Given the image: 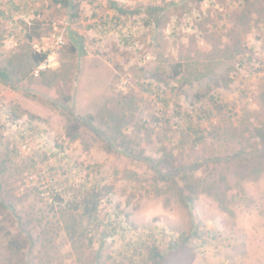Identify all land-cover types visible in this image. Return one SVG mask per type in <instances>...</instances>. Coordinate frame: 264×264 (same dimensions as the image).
<instances>
[{"label":"rangeland","instance_id":"1","mask_svg":"<svg viewBox=\"0 0 264 264\" xmlns=\"http://www.w3.org/2000/svg\"><path fill=\"white\" fill-rule=\"evenodd\" d=\"M115 1L138 13L116 22L110 0H0V67L20 68L14 86L0 81V264H95L99 242L71 237L56 200L94 177L114 186L101 215L125 228L98 264H147L154 238L163 264H264V0ZM75 32L86 55L71 51ZM35 52L49 55L44 73ZM176 180L194 185L191 206Z\"/></svg>","mask_w":264,"mask_h":264},{"label":"trees","instance_id":"2","mask_svg":"<svg viewBox=\"0 0 264 264\" xmlns=\"http://www.w3.org/2000/svg\"><path fill=\"white\" fill-rule=\"evenodd\" d=\"M75 0H54V2L69 7L71 9L76 8L77 4L74 3ZM110 7L113 8L117 12V16L114 17V20L116 22H120V19L122 16L127 15L132 16L136 13H138V10H133L131 8L126 7L125 5L118 4L115 0H110ZM162 9V8H160ZM2 12H0L1 14ZM72 17H77L78 14L76 12L71 14ZM147 23V22H146ZM74 42L76 44H72L71 51H74L76 49H80L81 53L86 55L87 54V48L85 44V37L74 33ZM76 45H79V48H77ZM48 58V53H38L35 52L31 55V61L33 66L38 67L42 62H44ZM13 66V65H12ZM19 68V67H18ZM16 69L14 67H0V81L6 85L14 86V80L13 77L19 72V69ZM41 73H44L43 70L40 71ZM180 70L178 68H175L174 75H179ZM147 90L149 88H146ZM153 90H151L152 92ZM205 95L198 93L197 98L201 100ZM211 101L215 104L214 106L216 108L223 109L225 106L219 105L217 103V99L213 96L210 97ZM161 101L164 102L166 106L169 104V99L161 97ZM211 112V111H210ZM210 112L209 115H210ZM206 112L203 110L201 115L199 116L200 119L204 120L207 118ZM212 113V112H211ZM189 118L192 120V114H188ZM72 117V116H71ZM92 117V116H91ZM78 120L81 122V119L79 117H74L72 120ZM80 122L78 124L70 125L66 132V137L70 139L71 141H75L78 139L79 136V126L82 125ZM193 119L191 124V131L193 133L194 144H200L204 142L205 135L203 131L198 128L195 124L196 122ZM194 123V124H193ZM257 132L262 140H264V130L257 129ZM115 137L113 138V141H115ZM120 147H125L124 143L119 144ZM63 148V146H61ZM162 159H157L154 162L157 165H161L164 162H162ZM155 164V165H156ZM194 168V167H193ZM192 168V169H193ZM179 170V169H178ZM177 169L170 170V171H164L160 175V179H163L167 181L170 175L173 174L172 177H176V173L178 171ZM174 171V172H172ZM95 179V180H94ZM93 181L87 180V182L83 183L81 186H79L77 189H73L72 187L65 186L62 192L56 193V200L59 202H64V214H69L70 217H73V223L69 226H67L68 232L72 235L73 238H78L79 240H85L86 243L91 247L96 242H99V247L97 249V253L95 256V264H98L100 261V252L103 250L104 246L106 245V240L109 237H115L116 235H124V232H121L120 234V228L122 231L125 230L124 226L120 225L119 223L115 222V219H108L101 215V204L104 201L106 197H109L114 190V186L112 184H104L96 179L94 177ZM175 184V185H174ZM179 183H177V180L173 182V184L170 185L171 188H177L179 189L178 196L183 204L191 206L194 199H195V187L193 186H187L188 188H183L178 186ZM73 190L74 192L71 193ZM194 193V194H193ZM130 217L129 213H126L125 218L128 220ZM31 237H33L32 232H30ZM123 236V237H124ZM188 240L186 238L184 240L183 244H178L177 241L174 239L171 241L169 245V250L171 251H178L184 249L185 242ZM12 243H15L18 249H22V245H20L16 239H12ZM160 240L159 238H154V242L152 243L149 252H148V258H147V264H163V260L165 258L166 252L162 251L160 248ZM135 253H137V250H135ZM143 250L139 252L140 255H143ZM135 255V254H134ZM140 264L141 261L139 259L132 257H127L123 254H120V258L114 257L112 262L108 261V264Z\"/></svg>","mask_w":264,"mask_h":264},{"label":"built area","instance_id":"3","mask_svg":"<svg viewBox=\"0 0 264 264\" xmlns=\"http://www.w3.org/2000/svg\"><path fill=\"white\" fill-rule=\"evenodd\" d=\"M57 39L59 40V42H63V33H60L57 35ZM49 56V55H48ZM48 60V58L42 62L36 69L37 74L46 67V61Z\"/></svg>","mask_w":264,"mask_h":264}]
</instances>
